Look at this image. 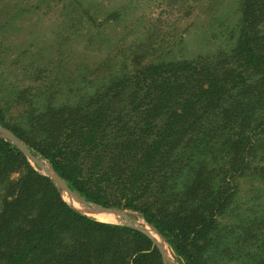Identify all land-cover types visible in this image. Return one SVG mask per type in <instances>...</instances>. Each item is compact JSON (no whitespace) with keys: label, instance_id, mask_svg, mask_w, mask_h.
Wrapping results in <instances>:
<instances>
[{"label":"trees","instance_id":"16d2710c","mask_svg":"<svg viewBox=\"0 0 264 264\" xmlns=\"http://www.w3.org/2000/svg\"><path fill=\"white\" fill-rule=\"evenodd\" d=\"M236 3L209 53L132 56L68 90L47 83L0 100V126L76 196L140 214L182 264H264V219L254 231L240 211L264 193V0ZM0 264L164 260L141 231L75 210L0 137Z\"/></svg>","mask_w":264,"mask_h":264},{"label":"rangeland","instance_id":"374dc122","mask_svg":"<svg viewBox=\"0 0 264 264\" xmlns=\"http://www.w3.org/2000/svg\"><path fill=\"white\" fill-rule=\"evenodd\" d=\"M236 2L238 0H0V100L16 94L18 89L27 90L26 95L31 97L47 83L51 84L50 89L57 90H68L71 84L77 87L83 78L106 71L112 61L115 69L123 63L127 65L133 57L144 56L141 58L147 62L155 58H194L209 53L225 44V37L237 17L234 14L238 9ZM116 11L121 15L120 21L106 20ZM215 16L222 21H214ZM222 31L224 37V33L218 35ZM27 149L38 160L27 158L30 165L53 181L63 200L95 219L82 208L95 212L93 207L80 205L83 212L78 204L70 203V196L60 185V181L65 182L46 160ZM12 178L16 179L17 175ZM241 190V200L251 197L249 186L244 184ZM116 211L124 216L117 214L116 221L104 223L148 225L136 212ZM240 211L244 225L258 230L259 221L264 219V193ZM167 253V264H182L171 248Z\"/></svg>","mask_w":264,"mask_h":264},{"label":"water","instance_id":"95a60500","mask_svg":"<svg viewBox=\"0 0 264 264\" xmlns=\"http://www.w3.org/2000/svg\"><path fill=\"white\" fill-rule=\"evenodd\" d=\"M0 137L8 140L9 142H11L12 144H14L23 154L26 158L33 160L35 162H38V160L30 153V151L27 149V147L21 142V140L19 138H17V136H15L11 131H9L8 129H5L3 127L0 126ZM56 178V177H55ZM56 180L60 181L59 179L56 178ZM60 185L61 187L68 192L72 198L79 204V205H89L92 206L94 211L99 213V212H106L108 214H120L119 212H117L114 209H110V208H104L101 207L99 205L93 204V203H89V202H85L84 200L80 199L78 196H76L66 185V183H63L62 181H60ZM122 215V214H120ZM124 216V215H122ZM128 221H130V219L128 217H126ZM127 227H131L133 229H136L138 231H141L142 233H144L145 235H147L153 242L154 244L158 247L159 251L162 254L163 260H164V264L166 263V254L163 252V248L161 247L160 243L153 237V235L146 230L145 227H142L138 224H130L128 223ZM150 227V226H149Z\"/></svg>","mask_w":264,"mask_h":264},{"label":"bare ground","instance_id":"6f19581e","mask_svg":"<svg viewBox=\"0 0 264 264\" xmlns=\"http://www.w3.org/2000/svg\"><path fill=\"white\" fill-rule=\"evenodd\" d=\"M70 197V200H69V202L70 203H72L73 205H75L76 206V204H78L73 198H72V196L68 193V192H66ZM71 198L73 199V200H71ZM76 203V204H75ZM79 205V204H78ZM79 207H80V209H81V207L82 206H80L79 205ZM78 207V208H79ZM83 209H85V210H83V209H81V210H83V212L85 211V212H87V213H90L96 220H98V221H101V222H113V221H116L117 220V218H118V216L119 215H117V214H108V213H106V212H99V213H97V212H93V211H90V210H88V209H86V208H84V207H82ZM95 213V214H92V213ZM145 228H146V230L147 231H149L152 235H153V237L160 243V245H161V247L163 248V252L167 255L168 253V251H169V246H168V244L166 243V241L156 232V231H154L151 227H149L148 225L146 226H144Z\"/></svg>","mask_w":264,"mask_h":264}]
</instances>
